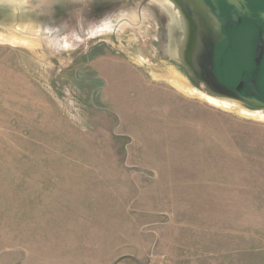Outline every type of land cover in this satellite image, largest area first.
Wrapping results in <instances>:
<instances>
[{"label": "rangeland", "instance_id": "rangeland-1", "mask_svg": "<svg viewBox=\"0 0 264 264\" xmlns=\"http://www.w3.org/2000/svg\"><path fill=\"white\" fill-rule=\"evenodd\" d=\"M31 1L0 0V264H264V118L170 79L212 95L164 56L190 0ZM240 29L203 68L232 88Z\"/></svg>", "mask_w": 264, "mask_h": 264}, {"label": "water", "instance_id": "water-1", "mask_svg": "<svg viewBox=\"0 0 264 264\" xmlns=\"http://www.w3.org/2000/svg\"><path fill=\"white\" fill-rule=\"evenodd\" d=\"M35 1L36 0H32L30 4L26 5L31 7ZM220 1L231 5L236 9V12H239L237 6L239 4L238 1L241 0H210V4H207L205 0H190L189 6L195 11L193 13V11L189 10V13H186L184 17L186 16L190 17V19H194L200 26L197 24L195 35L192 38L193 42H195L194 52H187L184 55V59L189 65L191 64L196 67L200 80L209 85V91L212 95L238 101L242 103L244 107L251 110L264 109V67L263 69L260 68V63L264 54V34L262 32L256 52V68L253 70L251 77L245 82L241 81L238 87L232 88L224 85L199 66V62H202L204 65H209L211 67L214 61L215 45L216 42L220 40L221 31V24L216 16L220 11L218 6V2ZM201 16L206 20V24L201 25ZM258 18L264 22V9L258 12ZM205 36H207L206 39ZM183 39H187V36L184 35ZM243 83L246 85V91L245 93H240L238 90Z\"/></svg>", "mask_w": 264, "mask_h": 264}, {"label": "flooded vegetation", "instance_id": "flooded-vegetation-1", "mask_svg": "<svg viewBox=\"0 0 264 264\" xmlns=\"http://www.w3.org/2000/svg\"><path fill=\"white\" fill-rule=\"evenodd\" d=\"M114 0H96V4H99L98 7H95V10H99L100 7H109L113 4ZM207 4H210V0H205ZM237 9L239 12H236L231 5L224 3L223 1L218 2V6L220 11L216 14L221 24V31L223 35L221 39L225 40L227 44H220L218 50L215 49L213 59L225 60L231 58L232 53L236 51V41L235 38L239 35L238 31H235L236 28H248L247 38L245 39L244 47L247 51L254 52V54L258 50L259 40L261 37V32L264 34V22H262L258 18V12L264 9V0H241L238 1ZM97 8V9H96ZM201 25L206 24V20L203 16L200 17ZM185 21L187 23L188 31H187V39H183V34L174 41V45L172 49L168 51L164 56L167 59H170L173 65H176L179 71L184 69L188 70V77L190 80L195 83V85H199L197 80H200V76L196 67L189 65L185 59L184 55L188 53L194 52V44L193 37L195 35L197 22L194 19H190V17L185 16ZM199 25V24H198ZM200 26V25H199ZM236 27V28H235ZM199 28V27H198ZM240 29V30H241ZM235 31V32H234ZM183 32V31H181ZM184 33V32H183ZM189 39V40H188ZM220 39V40H221ZM245 50V51H246ZM171 51V52H170ZM244 51V52H245ZM228 61V60H227ZM200 63V68H204V63ZM198 63V64H199ZM255 64V61H253ZM264 67V54L262 56V60L260 63V68ZM228 67H226L227 69ZM230 68V67H229ZM228 68V69H229ZM195 77V78H194ZM198 83V84H197ZM200 86V85H199Z\"/></svg>", "mask_w": 264, "mask_h": 264}, {"label": "bare ground", "instance_id": "bare-ground-1", "mask_svg": "<svg viewBox=\"0 0 264 264\" xmlns=\"http://www.w3.org/2000/svg\"><path fill=\"white\" fill-rule=\"evenodd\" d=\"M1 40L2 39L0 38V42H2ZM174 71L179 76H181V74L178 71H176V70H174ZM178 78L180 79V77H178ZM170 79H174L183 89H185L184 92L187 93V94L190 93V94H192V95H194L196 97H201L203 99H206L210 103H213V104H215L217 106H220L222 108L234 110L237 113H239L241 115H244V116H246V115L249 116L250 115V116H257L259 118H264V113L263 112H260V111H257V110H249V109H246L245 107L238 106L237 104L236 105L232 104V103H230V102H228V101H226L224 99H220V98L214 97V96H212L210 94L205 93L204 91L199 90L198 88L186 85L187 83L184 84L183 82H180L177 78L170 77ZM180 80H182V79H180ZM171 83L175 84L172 80H171Z\"/></svg>", "mask_w": 264, "mask_h": 264}, {"label": "crops", "instance_id": "crops-1", "mask_svg": "<svg viewBox=\"0 0 264 264\" xmlns=\"http://www.w3.org/2000/svg\"><path fill=\"white\" fill-rule=\"evenodd\" d=\"M91 51H92V47L90 49H88L86 51V53H83L82 65H80V68L83 69V70H87V69L90 70L91 71V75L90 74L87 75L88 78L92 82L96 83L98 85V87H100L101 84H102V81H101V79H99V75L97 74V70H98V68L100 66V63L103 62V61H109V62H114L115 63V61H112L111 58H109L110 51H108L106 49H101V51L99 53L95 54V55H92Z\"/></svg>", "mask_w": 264, "mask_h": 264}]
</instances>
